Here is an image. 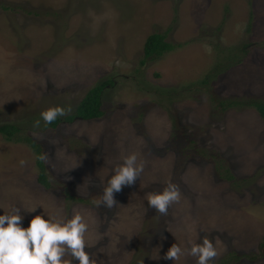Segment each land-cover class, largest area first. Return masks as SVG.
Returning a JSON list of instances; mask_svg holds the SVG:
<instances>
[{"label":"rangeland","instance_id":"374dc122","mask_svg":"<svg viewBox=\"0 0 264 264\" xmlns=\"http://www.w3.org/2000/svg\"><path fill=\"white\" fill-rule=\"evenodd\" d=\"M166 30L182 46L142 64L146 37ZM108 78L101 116L64 119ZM231 99L264 100V0H0V124L42 145L48 179L28 144L0 132V214L20 208L26 228L79 212L96 264H196L163 257L205 236L219 252L210 264H264V120L219 103ZM57 105L72 111L45 126ZM133 152L143 172L116 206L98 205ZM168 181L181 198L161 216L146 195Z\"/></svg>","mask_w":264,"mask_h":264},{"label":"clouds","instance_id":"9594fccd","mask_svg":"<svg viewBox=\"0 0 264 264\" xmlns=\"http://www.w3.org/2000/svg\"><path fill=\"white\" fill-rule=\"evenodd\" d=\"M71 111V106H51L42 110L40 117L47 126ZM40 124L41 120L38 119L34 127L39 128ZM46 155L38 154L36 159L44 160ZM121 160L113 168V174L103 187L101 200L98 202V205L108 209L117 205L114 194L122 191L124 186L133 185L144 170V162H138L135 152L122 156ZM19 163L23 167L26 161L21 159ZM180 198L179 187L171 181L161 191L146 195L148 206L161 216H167L169 208L178 203ZM26 210L34 211L35 207ZM21 221L20 208L14 205L0 214V264H72L73 260L78 264H96V260L86 251L90 246L86 238L89 224L79 212L73 213L70 218L45 219L41 215H34L26 228L21 227ZM188 243L190 247L186 249L173 243L163 258L178 261L182 256L189 255L196 259V264H210L219 255L207 236L200 243Z\"/></svg>","mask_w":264,"mask_h":264},{"label":"trees","instance_id":"16d2710c","mask_svg":"<svg viewBox=\"0 0 264 264\" xmlns=\"http://www.w3.org/2000/svg\"><path fill=\"white\" fill-rule=\"evenodd\" d=\"M5 8V7H4ZM167 30L165 32H152L150 33L143 44V58L141 63L144 64L147 60H155L160 58L163 54L174 50L177 47L182 46L181 43H172L166 40ZM203 83L207 82V78L202 80ZM115 81L113 79L100 80L95 83L92 87L88 89L85 95L80 101L75 105V110L73 114L66 116L64 119L72 120L73 118L81 119H92L97 118L103 114L102 109V93L106 86H113ZM220 104H225L228 107H236L249 105L254 107L260 116L264 120V100L261 99H250V100H241V99H231L220 101ZM61 122V117H59L52 124L47 125L48 127H55L56 124ZM19 126L15 123H5L0 124V132L5 136L8 141H14L16 143L23 142L30 146V148L35 153V156L38 154H43L42 145L37 142L32 136L19 135ZM17 134V135H16ZM36 165L38 167L37 180L40 184L45 187L48 186L46 166L43 160L36 159ZM228 171V169L226 170ZM228 178L231 179L233 176L230 174Z\"/></svg>","mask_w":264,"mask_h":264}]
</instances>
